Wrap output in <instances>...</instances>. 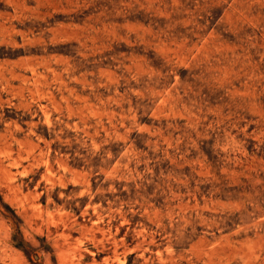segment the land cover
I'll return each instance as SVG.
<instances>
[{"label":"rangeland","instance_id":"1","mask_svg":"<svg viewBox=\"0 0 264 264\" xmlns=\"http://www.w3.org/2000/svg\"><path fill=\"white\" fill-rule=\"evenodd\" d=\"M0 264H264V0H0Z\"/></svg>","mask_w":264,"mask_h":264}]
</instances>
